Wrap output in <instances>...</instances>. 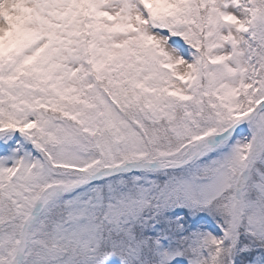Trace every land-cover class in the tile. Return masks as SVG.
I'll list each match as a JSON object with an SVG mask.
<instances>
[{"label":"snow or ice","instance_id":"6c2138e0","mask_svg":"<svg viewBox=\"0 0 264 264\" xmlns=\"http://www.w3.org/2000/svg\"><path fill=\"white\" fill-rule=\"evenodd\" d=\"M0 264H264V0H0Z\"/></svg>","mask_w":264,"mask_h":264}]
</instances>
